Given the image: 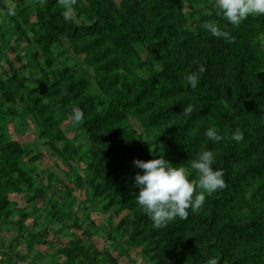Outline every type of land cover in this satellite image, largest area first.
<instances>
[{"label":"rangeland","instance_id":"374dc122","mask_svg":"<svg viewBox=\"0 0 264 264\" xmlns=\"http://www.w3.org/2000/svg\"><path fill=\"white\" fill-rule=\"evenodd\" d=\"M170 1L172 6L164 5L162 9L146 0H126V3L77 0L74 21H65L57 0H45L43 5L39 0H0V264H207L208 260H200L198 254L203 245L209 243L211 252L218 256L221 249L216 236L228 240L231 255L251 254L262 263L264 220L259 232L250 235L237 236L233 229L235 225L264 215V197L261 202L245 198V194L258 185L264 191V185L260 184L264 183V175L251 179L240 195L220 207L210 228L216 235H206L205 229L190 223L189 218L177 217L167 227L155 229L137 204L135 183L119 184L122 171L138 169L133 164L134 159L110 162L103 157L106 145L93 137V134L105 133L104 126L95 124L103 110H91L83 98L76 95L82 72L87 70L93 75L91 63H105L113 54L102 53L103 45L94 53L84 51L88 40L96 35H75L74 25L103 16L124 30L126 25L116 14L130 6L128 20L141 36L140 51L148 55L151 52L149 39H173L164 30L153 36L152 31L160 22L176 37L185 40L197 33L201 16L213 3V0ZM48 4L51 9L59 10L53 19L54 31L62 32L70 44L68 60L61 57L60 61L50 62L41 53L29 28L28 19L35 20L37 12H42ZM261 16L264 19V15H256L257 19ZM263 25L260 26L264 29ZM255 38L261 52L256 55L253 71L246 78L249 93L264 70V32ZM201 48V55L216 57L217 46L201 43ZM164 59L173 61L174 57L168 54ZM66 65L75 68L77 75L60 81L54 75ZM160 65L161 62L157 66ZM257 65L260 66L257 68ZM214 69L218 79L231 90L229 67L218 65ZM110 72L120 84L127 79L121 68H111ZM194 96L193 92L184 107L189 104L194 107ZM171 100L172 97H168L164 104ZM157 105L152 104L143 118ZM74 106L84 113L81 124L71 119ZM257 108L253 110L254 118L264 123V101ZM182 111L183 108L150 131H144L136 118L130 117V121L146 139L161 134L160 142H163L176 132L174 124L187 118ZM249 121L254 122L252 117ZM203 125L202 117L194 119L192 128L188 126L185 130L186 137L193 139L200 133L207 140L208 128H200ZM188 139L182 137V142L168 148L165 155L173 166L184 167L189 178L194 179L196 173L191 169V161L204 149L205 142L198 140L196 143L201 144H194L195 148L189 150L190 156H185L182 150ZM211 151L214 152V148ZM175 157L181 158V162L174 160ZM239 210L242 212L236 214ZM197 214L210 215V205L204 204ZM215 259L223 264L219 258Z\"/></svg>","mask_w":264,"mask_h":264},{"label":"trees","instance_id":"16d2710c","mask_svg":"<svg viewBox=\"0 0 264 264\" xmlns=\"http://www.w3.org/2000/svg\"><path fill=\"white\" fill-rule=\"evenodd\" d=\"M122 2L126 3V0ZM146 2L162 9L164 5L172 4L170 0H146ZM212 4L209 11L201 16L197 33L185 40L176 37L160 22L152 31L153 36L164 30L173 39H149L151 52L148 55H143L140 51L141 36L128 20L132 10L130 6L124 7L122 13L116 14L118 19L126 25L123 27L124 30L121 29V25L103 16L74 25L73 30L75 35H96L88 40L84 48L87 53L97 52L103 45L105 49L102 53L112 52L113 54L112 58L105 63L100 65L91 63L93 75L82 69L83 77L78 80L76 91V95L82 97L83 102L91 110H103L95 119V124L104 126L105 133L93 134V137L106 145L102 153L107 161L128 158H143L147 161L161 156L166 159L165 154L168 148L176 147L182 142V137L188 139L185 130L188 126L192 128L194 119L198 117L204 120V125L200 128L215 127L218 134L224 137L220 142H212L208 138L204 140L203 135L197 133L193 139H188L187 145L182 150V154L190 156L189 150L195 148L194 144H201L196 142L202 139L205 142L204 149L214 148L216 162L213 168L223 170V178L227 186L218 190L214 197H206L204 203L210 205L211 214L198 215L191 209L188 210L187 218L190 219V223L200 225L208 236L216 235V231H210V228L219 214L220 207L230 204L240 195L243 186L251 179L264 175V123L254 118L253 111L258 110V105L264 101V70L259 73L251 93H249V81L246 79L247 75L253 71L256 55L261 52L260 44L255 37L258 33L264 32L263 27L260 26L264 24V19L262 16L259 19L256 16H249L237 28L231 25L222 14L218 15ZM58 13L59 10L51 9L48 4L42 12H37L35 20L28 19L29 28L38 42L41 53L50 62L60 61L61 57L68 60L70 57V44L64 39L62 32L54 31L56 25L53 19ZM207 21L218 22L216 23L218 27L229 31L235 37V42L227 43L223 38H217L206 31L202 25ZM201 43L217 46L214 53L216 57L208 56V54L201 55L203 51L202 48L200 49ZM168 54L174 57L175 61L166 62L164 58ZM159 62L161 65L158 67ZM189 64L192 68L188 67ZM201 64L206 70L200 74L199 83L193 89L184 77L187 73L197 71ZM218 65H227L232 71L231 90L227 84L223 85L218 79L217 70L214 69ZM259 66L257 65V68ZM111 68H121L127 79L120 84L116 77L110 74ZM144 72H146L145 75ZM75 75H77L75 68L66 65L60 67L54 76L60 81H65ZM193 92L195 93L192 101L194 111L184 121L174 124L176 132L170 139L160 142L161 134L154 139H146L145 134L138 133L132 126L130 117L139 120L144 131L155 129L162 120L169 119L179 112L191 100ZM176 94L178 96H175ZM168 97H172V100L164 104L166 102L164 100ZM154 103L158 104L155 110L143 118V113ZM193 117L195 118L192 120ZM249 117L253 118V123L249 121ZM237 129L244 134L243 140L239 142L231 139L232 133ZM178 158L175 157L174 160L181 162V158ZM136 173L142 174V170L128 168L122 171L119 184L133 185ZM260 184L264 185V183ZM260 186L248 192L253 201L263 200L264 191L260 189ZM137 192L138 188L134 193ZM262 206L264 210V204ZM241 212L239 210L236 214ZM262 220L264 215L235 225L233 233L244 236L259 232ZM216 238L220 241L219 255L213 254L209 243H205L201 253L198 254L200 260L219 258L223 264H259L257 257L251 254L231 255L230 248L227 246L228 240L219 236ZM261 260V264H264V255Z\"/></svg>","mask_w":264,"mask_h":264},{"label":"clouds","instance_id":"9594fccd","mask_svg":"<svg viewBox=\"0 0 264 264\" xmlns=\"http://www.w3.org/2000/svg\"><path fill=\"white\" fill-rule=\"evenodd\" d=\"M45 0H39L43 5ZM58 6L63 10L65 21H74L75 5L77 0H57ZM212 7L218 15H223L234 27H239L249 16L264 15V0H213ZM203 28L217 38H223L227 43H234L235 37L227 30H221L213 21H207ZM204 65H200L195 72L187 73L184 79L195 89L199 83L200 74L205 72ZM194 111L193 105L183 107L182 114L190 116ZM71 119L75 124L84 121V113L79 108H72ZM206 137L212 142H220L224 137L218 134L215 127H210L205 132ZM244 134L237 129L232 133L231 139L239 142ZM216 154L207 149H202L197 157L191 161V169L196 177L189 178L184 167L173 166L163 158L150 160L134 159L135 167L142 170V174H135V186L138 192L135 194L137 204L142 211L151 219L155 229H162L174 221L177 217L187 219L189 209L197 213L203 207L206 196L212 195L227 185L223 178L222 169H214ZM250 193L245 198H250ZM207 264H218L217 259L210 258Z\"/></svg>","mask_w":264,"mask_h":264}]
</instances>
